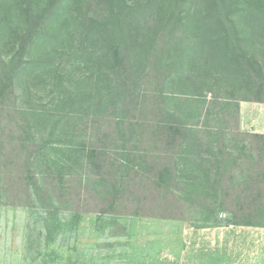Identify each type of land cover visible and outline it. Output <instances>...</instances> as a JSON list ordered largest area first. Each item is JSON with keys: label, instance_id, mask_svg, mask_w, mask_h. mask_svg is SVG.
<instances>
[{"label": "trees", "instance_id": "trees-1", "mask_svg": "<svg viewBox=\"0 0 264 264\" xmlns=\"http://www.w3.org/2000/svg\"><path fill=\"white\" fill-rule=\"evenodd\" d=\"M240 101L264 102V0H0V200L29 198L37 163L57 168L51 152L69 156L90 130L111 199L134 215L151 204L187 220L182 204L200 191L249 185L198 188L178 175L173 146L226 160L233 135L249 138L247 176L264 183V134L236 131ZM226 164L217 177L236 176Z\"/></svg>", "mask_w": 264, "mask_h": 264}, {"label": "rangeland", "instance_id": "rangeland-1", "mask_svg": "<svg viewBox=\"0 0 264 264\" xmlns=\"http://www.w3.org/2000/svg\"><path fill=\"white\" fill-rule=\"evenodd\" d=\"M22 90L21 85L15 90L19 96L16 103L25 106L27 101H24V95H20ZM49 91L48 86L38 93L44 97L43 101L50 99ZM236 123L237 132L264 134V102L240 101ZM89 132L81 146H67L66 149L71 148L69 156L65 157L61 151L51 152L49 158L62 160V166L58 162L57 168L51 167L50 162L45 163L46 166L44 162L37 163V180L31 188V196L20 198H24L23 205L9 203L12 200L22 202L7 198L2 193L0 264H199L201 256H186L192 255L187 252L177 256L178 233L175 230L160 233L161 226L175 227L179 221H167L163 218L165 212L151 204L148 210L134 215L121 205V196L119 199L110 198L112 190L103 184L98 178V170L91 165L98 163V159L90 152L91 145L97 140L89 139ZM188 133L182 130L179 137L186 140L190 137ZM232 137L237 139L233 141L235 149L219 155L237 154L225 156L226 160L218 155L200 159V155L205 158L207 155L198 152L195 161L188 153L175 155L174 146L171 147L173 152L169 155L178 162V175L182 174L180 170L183 168L188 173L186 175L192 176L198 188L202 187V183L210 184L216 180L218 184L239 185L245 182L249 185L245 191L240 189L237 192H232L233 189L231 192L200 191L196 198L182 204V210L188 222L198 225L213 223L217 219L231 224L251 223L239 228L242 233L236 245L239 248L242 245L240 243H243L250 248L247 256H244L247 251L245 248L242 251L238 249V255H242L243 262L249 260L250 264L262 263L264 227L251 226L264 222V183L252 182L256 179L247 176L252 173L246 164L249 162L248 149L243 152L240 145L246 142L249 147V138L242 140L240 136ZM80 139L76 137L74 140ZM213 149L217 154V149ZM225 164L229 173H236L235 177L228 179L227 176L217 177L214 174ZM60 171L64 175L63 183L46 175L48 172ZM159 213L160 216L157 215ZM163 236H167L170 246L167 244L161 247ZM195 255H198V251H195Z\"/></svg>", "mask_w": 264, "mask_h": 264}, {"label": "crops", "instance_id": "crops-1", "mask_svg": "<svg viewBox=\"0 0 264 264\" xmlns=\"http://www.w3.org/2000/svg\"><path fill=\"white\" fill-rule=\"evenodd\" d=\"M169 220L170 219H167V221ZM175 221H179L180 223L176 224L175 227H172V225L169 224V226H161L159 230L160 233H168L169 231L173 230L178 233V257L184 253L186 254L187 252L192 255L186 254V256H201V261L199 262V264H250L249 260L243 262V260H241L242 255H240V257L238 255V251H242L245 248L247 251L244 253V256H247L248 249L250 247L243 243H240L242 245H240L239 248L236 245V240L241 237L242 233L239 228H243L248 225L231 223H222L219 225L209 223L198 225L193 222H188L187 220ZM195 241L197 243L192 245V243H195ZM168 243L169 241L167 236H163L160 243L161 247H165V245H167ZM243 245L245 247H243ZM168 246L170 245L168 244ZM195 251H198V255H195ZM190 264L195 263L191 262ZM252 264H264V260H262V263L260 261V263L256 262Z\"/></svg>", "mask_w": 264, "mask_h": 264}]
</instances>
